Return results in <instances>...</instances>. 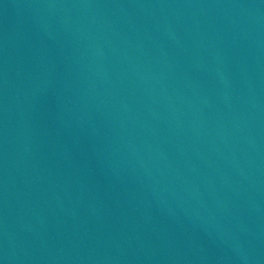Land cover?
Wrapping results in <instances>:
<instances>
[{"label":"water","instance_id":"1","mask_svg":"<svg viewBox=\"0 0 264 264\" xmlns=\"http://www.w3.org/2000/svg\"><path fill=\"white\" fill-rule=\"evenodd\" d=\"M0 264H264V0H0Z\"/></svg>","mask_w":264,"mask_h":264}]
</instances>
